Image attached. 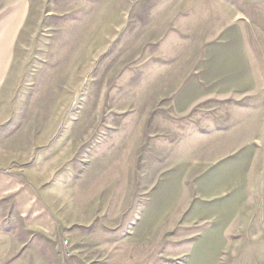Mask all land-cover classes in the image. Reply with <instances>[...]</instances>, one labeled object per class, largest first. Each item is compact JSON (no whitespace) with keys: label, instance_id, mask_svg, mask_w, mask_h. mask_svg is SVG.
I'll return each mask as SVG.
<instances>
[{"label":"rangeland","instance_id":"374dc122","mask_svg":"<svg viewBox=\"0 0 264 264\" xmlns=\"http://www.w3.org/2000/svg\"><path fill=\"white\" fill-rule=\"evenodd\" d=\"M29 1L0 149L56 231L4 202L1 264H264V0Z\"/></svg>","mask_w":264,"mask_h":264},{"label":"crops","instance_id":"0c3cea01","mask_svg":"<svg viewBox=\"0 0 264 264\" xmlns=\"http://www.w3.org/2000/svg\"><path fill=\"white\" fill-rule=\"evenodd\" d=\"M29 15V0H0V94L12 71L18 40ZM12 161L13 157L0 149V210L7 202L21 228L30 232L32 238L35 234L54 235L52 214L29 176L12 168ZM15 238L12 229L0 225V264L14 254Z\"/></svg>","mask_w":264,"mask_h":264}]
</instances>
